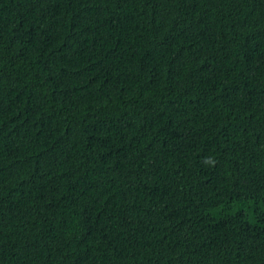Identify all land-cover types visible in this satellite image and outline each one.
Returning a JSON list of instances; mask_svg holds the SVG:
<instances>
[{
    "label": "trees",
    "instance_id": "trees-1",
    "mask_svg": "<svg viewBox=\"0 0 264 264\" xmlns=\"http://www.w3.org/2000/svg\"><path fill=\"white\" fill-rule=\"evenodd\" d=\"M0 264H264V0H0Z\"/></svg>",
    "mask_w": 264,
    "mask_h": 264
}]
</instances>
